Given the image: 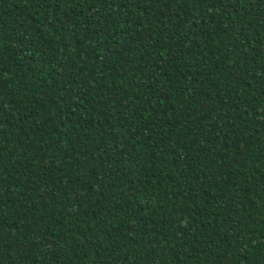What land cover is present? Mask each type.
I'll use <instances>...</instances> for the list:
<instances>
[{
	"label": "trees",
	"instance_id": "1",
	"mask_svg": "<svg viewBox=\"0 0 264 264\" xmlns=\"http://www.w3.org/2000/svg\"><path fill=\"white\" fill-rule=\"evenodd\" d=\"M0 264H264V0H0Z\"/></svg>",
	"mask_w": 264,
	"mask_h": 264
}]
</instances>
